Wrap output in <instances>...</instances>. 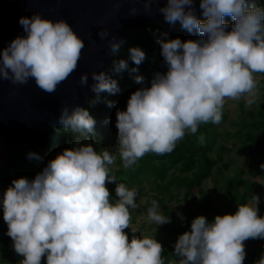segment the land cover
Segmentation results:
<instances>
[{
	"label": "clouds",
	"instance_id": "9594fccd",
	"mask_svg": "<svg viewBox=\"0 0 264 264\" xmlns=\"http://www.w3.org/2000/svg\"><path fill=\"white\" fill-rule=\"evenodd\" d=\"M143 7L147 12L150 0H144ZM199 8L203 20L196 17L193 0H167L158 9L166 21H179L198 37L157 40L166 71L155 72L150 86L144 85L141 76L134 77L141 86L130 94L125 110H116L115 151H96L90 143L65 148L32 179H13L4 190L0 209L6 235L23 257L20 264H41L42 256L45 264H164L159 241L135 235L129 240L123 231L129 228V209L137 207V192L117 183L109 175V166L116 153L124 168L148 152L170 153L186 130L195 133L201 123L218 124L225 98L243 97L245 106L254 104V74L264 73V7L253 0H199ZM136 13L135 7L129 9V14ZM226 15L233 21L230 25ZM18 22L26 35L16 36L0 50V79L23 85L34 78L41 90L54 92L76 69L83 39L62 18L51 20L33 13ZM98 35L104 39L109 31L100 28ZM121 43L115 35L108 39L113 54ZM128 51L130 59L140 64L145 55L142 49ZM113 64L117 72L128 67L123 59ZM91 77L93 92L119 91L116 80L103 71H92ZM87 79L88 73H81L78 83L84 86ZM57 122L78 134L93 132L95 123L87 109L78 105L71 110L64 105ZM106 181L115 182V199H110ZM257 202L258 197L252 196L238 204L235 213L218 214L211 221L196 216L190 230L174 244L177 264H242L243 241L264 239V216L257 215ZM146 218L157 226L170 222L155 199ZM254 264H264V252Z\"/></svg>",
	"mask_w": 264,
	"mask_h": 264
},
{
	"label": "trees",
	"instance_id": "16d2710c",
	"mask_svg": "<svg viewBox=\"0 0 264 264\" xmlns=\"http://www.w3.org/2000/svg\"><path fill=\"white\" fill-rule=\"evenodd\" d=\"M254 3L264 7V0H256ZM203 19L205 18L201 20ZM225 22L230 25L233 21L230 18ZM177 25L179 24L171 25L160 20L136 30L109 60L106 75L116 80L119 91L95 93L85 106L95 123L101 125L100 131L94 134L100 137L99 140L93 137L87 141L83 134L71 132L64 127L52 130L51 142L45 143L40 150L26 146L18 147L10 138L0 140V196L11 185L13 179L19 177L32 179L57 153L79 144L77 141L79 137L80 144L90 143L96 151L105 149L108 137L103 138L101 131H104L106 126L110 127L112 121H116V110H125L130 94L141 86L134 77L141 76L144 85L150 86L149 82L155 72L166 71L157 40L177 37L182 41L197 39L198 34L195 30L189 32L184 28L177 29ZM130 47H139L144 52L140 64L136 65L130 59L128 51ZM121 59L126 61L128 67L119 72L114 71L113 62ZM132 68L136 71L132 72ZM254 75L262 77L257 84V92L260 93L261 98L254 103L253 108L249 109L245 108L244 103H239V116L232 122L235 127L232 135L237 140L234 144L237 151L250 157L247 170L240 169L226 176V172L231 168V161L228 158L227 161L225 160L230 149L217 141L224 134L217 132L215 124L211 122L199 124L195 133L186 130L183 139L176 143L170 153L163 155L145 153L129 168L123 167L118 155L115 160L116 168L110 169L109 175H114L117 183L123 182L127 187L134 188L137 196L146 194L144 186L148 184L150 191L155 192L151 196L152 199L148 200V206H151L153 199L158 204L162 201H187V211L183 220L165 204L159 205L162 214L170 217V222L159 226L161 233L166 236L165 240H157L162 245L161 257L164 264H177L179 258L174 255L172 243L180 234L190 230L191 221L200 213L206 212L213 218L218 214H233L238 204L249 202L252 196L258 197V201L261 200L262 183L255 179L259 177L264 181V168L260 167L264 163V73ZM106 101H111V105L109 106ZM226 119L227 114L222 110V119L219 123H224ZM247 175L251 179L247 178ZM208 180L213 182L212 190L218 192L219 205L213 203L210 194L204 188V183ZM105 186L109 190L110 199H115V182L106 181ZM262 196L263 199L258 206V216H264V194ZM6 231L7 224L0 209V264H15L23 257L16 252L9 259L3 256L6 245L12 242ZM243 244L245 258L242 264H254L264 252V239L248 238Z\"/></svg>",
	"mask_w": 264,
	"mask_h": 264
},
{
	"label": "water",
	"instance_id": "95a60500",
	"mask_svg": "<svg viewBox=\"0 0 264 264\" xmlns=\"http://www.w3.org/2000/svg\"><path fill=\"white\" fill-rule=\"evenodd\" d=\"M166 2L150 0L146 12L144 0H0V50L16 36L26 35L18 21L33 13L51 20L64 19L84 41L76 69L54 92L41 90L34 78L23 85L0 79V140L10 138L18 147L38 150L50 143L52 130L64 127L57 122L60 109L64 105L70 110L76 105L85 108L95 95L89 87L94 83L91 72L106 74L108 62L114 55L108 39L115 35L122 45L136 30L152 22L166 21L158 11ZM193 5L196 17L204 18L199 0H193ZM133 7L137 13L129 14ZM230 18L226 15L224 20ZM100 28H107L109 36L101 39ZM81 73H88L84 86L78 83Z\"/></svg>",
	"mask_w": 264,
	"mask_h": 264
},
{
	"label": "rangeland",
	"instance_id": "374dc122",
	"mask_svg": "<svg viewBox=\"0 0 264 264\" xmlns=\"http://www.w3.org/2000/svg\"><path fill=\"white\" fill-rule=\"evenodd\" d=\"M226 21V20H225ZM172 24H179L177 25V29L183 28L179 22H174V23H170ZM255 79L257 80V84L258 82L261 80V76L260 75H254ZM261 98L260 93L257 92V99L256 101H258ZM239 103H244L245 106V102L243 97L239 100L236 99H230V98H225V103L223 105V111L227 114V119L224 123H218L215 124V128L217 130V132H219L220 134H224L221 137L218 138V142L223 143L227 146V148L230 149V152L228 153L227 157H226V161L227 158L229 159V161H231V168L228 172H226V176L233 174L234 172L242 169V170H247L249 163H250V157L249 156H244L242 155L240 152L237 151L236 146L234 144H236L237 140L236 138L232 135L235 127L234 125H232L233 121H236L239 113H240V107H239ZM254 104L250 105V106H245L246 109L249 108H253ZM100 124L94 123L93 126V132H91L90 134L85 133L83 134V136L86 138V140H91V138H95V140H99L100 137H96L97 135H94L97 133V131H100ZM110 127L112 128L110 130ZM106 126L104 131H101L103 134V138L104 136L108 137L107 138V144H106V149H109L110 151H115V146H116V126H115V121L111 122V126ZM91 136V137H90ZM78 143H81V139L80 137L78 138ZM57 144V143H56ZM119 154L116 153V157ZM116 160V159H115ZM115 161L112 165L109 166V169H115ZM247 178H250L249 175H247ZM251 179V178H250ZM255 180H258L262 183V190L260 191V199L257 202V208L259 206V204L261 203L262 199H263V194H264V181L260 180L259 177H257ZM213 187V182L211 180H208L204 183V188L205 190L210 194V197L213 201V203L215 205H219L218 202V192H215L212 190ZM144 191H145V195H141V196H136L135 197V203L137 204L136 208H130L129 212H130V221H129V228H125L123 229V231L125 233L128 234V238L129 240L131 239V237L133 235H135L136 237H141V236H148V237H154L156 240H165L166 236L164 234L161 233V231L159 230V226H157L155 223H149L147 221L146 218V210L149 207L147 202L148 200H151V196H153L155 194V192H151L149 189V185L146 184L144 186ZM162 204H165L168 208H170L171 211H173L176 216L177 213H181L183 216L186 214L187 211V201L185 200H181V201H176L173 200L171 202H165L162 201L159 203V205L161 206ZM160 212L162 213V209H160ZM259 212V211H258ZM257 212V213H258ZM200 215L205 216V218L208 221H211L213 219L211 214L208 213H200ZM131 229H135V232H132ZM176 241H174L172 243V246L174 247ZM15 254L14 248H13V241L9 244L6 245L5 249H4V254L3 256L7 259L12 258ZM23 259V258H22ZM21 261V260H20ZM20 261H18L15 264H20ZM3 264H8V263H3ZM41 264H45V258L42 256L41 258Z\"/></svg>",
	"mask_w": 264,
	"mask_h": 264
}]
</instances>
